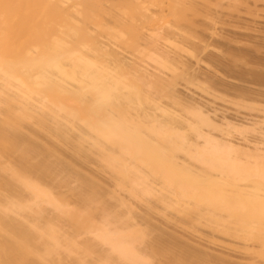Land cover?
Here are the masks:
<instances>
[{"label": "bare ground", "instance_id": "obj_1", "mask_svg": "<svg viewBox=\"0 0 264 264\" xmlns=\"http://www.w3.org/2000/svg\"><path fill=\"white\" fill-rule=\"evenodd\" d=\"M0 264H264V0H0Z\"/></svg>", "mask_w": 264, "mask_h": 264}]
</instances>
